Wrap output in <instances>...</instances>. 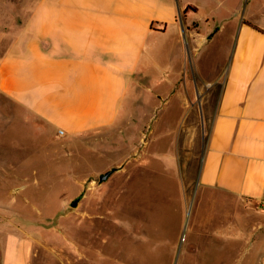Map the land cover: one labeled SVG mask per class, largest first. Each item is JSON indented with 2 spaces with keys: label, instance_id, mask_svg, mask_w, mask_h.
<instances>
[{
  "label": "crops",
  "instance_id": "0c3cea01",
  "mask_svg": "<svg viewBox=\"0 0 264 264\" xmlns=\"http://www.w3.org/2000/svg\"><path fill=\"white\" fill-rule=\"evenodd\" d=\"M0 4V93L30 120L73 136L114 125L138 97L203 109L213 123L200 184L264 200V0H237L222 21L201 17L189 0ZM226 31L228 59L210 78L198 62L201 46ZM17 169L3 166L8 176ZM33 258V238L8 231L0 264Z\"/></svg>",
  "mask_w": 264,
  "mask_h": 264
},
{
  "label": "rangeland",
  "instance_id": "374dc122",
  "mask_svg": "<svg viewBox=\"0 0 264 264\" xmlns=\"http://www.w3.org/2000/svg\"><path fill=\"white\" fill-rule=\"evenodd\" d=\"M189 1L222 21L237 0ZM227 34L201 46L210 78L228 59ZM28 116L0 93V257L8 231H24L33 264H174L179 247L177 264H264V200L200 184L213 123L203 109L138 97L114 125L73 136ZM6 164L23 171L8 176Z\"/></svg>",
  "mask_w": 264,
  "mask_h": 264
},
{
  "label": "water",
  "instance_id": "95a60500",
  "mask_svg": "<svg viewBox=\"0 0 264 264\" xmlns=\"http://www.w3.org/2000/svg\"><path fill=\"white\" fill-rule=\"evenodd\" d=\"M118 169H119L118 167H113L112 169L106 171L105 173H102V174L100 175V177H99V181H100V183H103V182L107 181V180L110 178V176H111L115 171H117ZM83 195H84V194L82 193L81 195H79L78 197H76L75 199H73V200L71 201V204H70V205H71L72 207H76V206L78 205L79 201L82 199ZM186 226H187V222H186V224H185V228H186ZM182 241H183V239H182ZM179 253H180V247H179V249H178V253H177L176 260H175V263H174V264H177V263H178Z\"/></svg>",
  "mask_w": 264,
  "mask_h": 264
},
{
  "label": "built area",
  "instance_id": "2783aa9c",
  "mask_svg": "<svg viewBox=\"0 0 264 264\" xmlns=\"http://www.w3.org/2000/svg\"><path fill=\"white\" fill-rule=\"evenodd\" d=\"M58 134H59L60 136H65V135H66V132H65L63 129H60V130L58 131Z\"/></svg>",
  "mask_w": 264,
  "mask_h": 264
}]
</instances>
